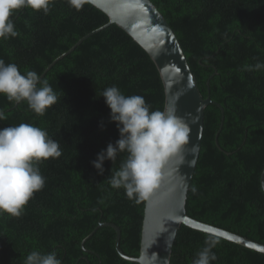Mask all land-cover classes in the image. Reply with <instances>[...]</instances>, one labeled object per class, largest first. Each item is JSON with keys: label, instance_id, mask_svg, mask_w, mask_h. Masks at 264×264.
Here are the masks:
<instances>
[{"label": "trees", "instance_id": "obj_1", "mask_svg": "<svg viewBox=\"0 0 264 264\" xmlns=\"http://www.w3.org/2000/svg\"><path fill=\"white\" fill-rule=\"evenodd\" d=\"M152 1L175 30L203 97L221 104L205 109L187 212L264 243V69L248 70L264 64V0ZM10 19L18 35L0 39V59L16 64L22 74L31 70L41 76L83 41L41 78L57 96L43 115L27 101L10 102L0 94L6 116L0 128L34 125L61 151L59 158L37 165L45 183L22 214L0 213V264H22L32 250L54 251L61 264H141L118 252L114 227L99 225H118L123 252L140 255L147 196L137 203L109 184L128 154L106 159L103 173L92 161L120 137L103 90L115 85L126 96H143L150 111L165 109V85L155 61L91 2L76 10L67 0H53L47 13L26 7ZM208 234L182 224L171 264H193ZM216 237L217 259L211 264H264L263 252Z\"/></svg>", "mask_w": 264, "mask_h": 264}, {"label": "clouds", "instance_id": "obj_2", "mask_svg": "<svg viewBox=\"0 0 264 264\" xmlns=\"http://www.w3.org/2000/svg\"><path fill=\"white\" fill-rule=\"evenodd\" d=\"M53 0H0V39L18 35L10 19L15 10L31 8L34 11H49ZM89 0H67L76 10H80ZM264 69L257 63L248 70ZM38 85H40L38 87ZM0 94L8 101H27L28 107L37 115L57 101L53 88L47 81H41L35 71L22 74L14 63L5 64L0 59ZM110 108V120L116 122L120 137L115 145L109 143L106 149L92 161L94 167L103 173V162L116 160L118 153L127 152V158L119 170L111 174L109 184L114 189L123 188L129 200L140 202L159 185L162 170L167 162L179 158L184 164L183 149L189 144L190 126L186 120L175 114V109L152 110L144 97L124 95L113 85L101 93ZM6 119L0 109V120ZM58 142L49 138L47 132L34 125L21 123L17 126L0 128V213L19 217L33 194L41 190L45 180L41 175L40 162L49 158H59ZM193 166L192 162H188ZM195 192L196 189L193 188ZM169 246L170 242L168 241ZM193 260V264H211L217 259L213 248L219 239L211 234L205 238ZM22 264H61L53 251L42 253L32 250Z\"/></svg>", "mask_w": 264, "mask_h": 264}, {"label": "water", "instance_id": "obj_3", "mask_svg": "<svg viewBox=\"0 0 264 264\" xmlns=\"http://www.w3.org/2000/svg\"><path fill=\"white\" fill-rule=\"evenodd\" d=\"M89 2L106 12L110 17V23H117L150 54L165 85L164 110L174 108L175 114L184 118L191 129L189 144L182 153L184 164H178V157L167 162L162 170L159 185L147 195L140 255L129 256L123 252L120 247L121 231L118 225L112 222H100L99 225L114 227L117 231L118 252L124 258L141 264H171L173 245L182 224L211 232L213 235L264 253V243L198 220L187 212L188 192L202 149L205 109L212 102L219 106L221 104L214 101L211 95L203 97L184 48L168 19L152 0H89ZM82 41L83 39L68 52L74 50ZM68 52L54 60L40 78ZM189 161L193 166H189ZM262 186L264 188V170Z\"/></svg>", "mask_w": 264, "mask_h": 264}]
</instances>
